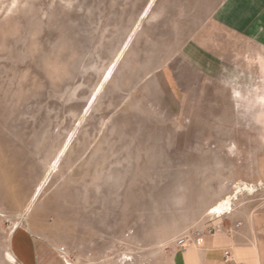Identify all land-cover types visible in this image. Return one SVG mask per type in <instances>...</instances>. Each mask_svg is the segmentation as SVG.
Listing matches in <instances>:
<instances>
[{
	"label": "rangeland",
	"instance_id": "obj_1",
	"mask_svg": "<svg viewBox=\"0 0 264 264\" xmlns=\"http://www.w3.org/2000/svg\"><path fill=\"white\" fill-rule=\"evenodd\" d=\"M242 183L263 208L264 0H0L4 227L144 264Z\"/></svg>",
	"mask_w": 264,
	"mask_h": 264
},
{
	"label": "crops",
	"instance_id": "obj_2",
	"mask_svg": "<svg viewBox=\"0 0 264 264\" xmlns=\"http://www.w3.org/2000/svg\"><path fill=\"white\" fill-rule=\"evenodd\" d=\"M233 201L230 214L206 218L187 232L191 240L187 248L180 249L173 240L168 245L170 253L158 254L155 260L144 264H264V207L254 212V198L241 206ZM2 217L0 264L70 263L68 252L62 253L59 245L44 234L20 225L6 228ZM196 231L201 232L200 237L192 236ZM225 252H229L228 259Z\"/></svg>",
	"mask_w": 264,
	"mask_h": 264
},
{
	"label": "bare ground",
	"instance_id": "obj_3",
	"mask_svg": "<svg viewBox=\"0 0 264 264\" xmlns=\"http://www.w3.org/2000/svg\"><path fill=\"white\" fill-rule=\"evenodd\" d=\"M110 75H111V72H109L108 74H107V76H106V79L108 78V77H110ZM66 147V146H65ZM66 151H67V147L66 148H64L61 152H60V154H59V156H58V158L55 160V162H54V164H52V166H51V170H53V171H55L57 168H58V166H59V164H60V161H61V159H62V157L66 154ZM67 155V154H66ZM47 182V181H46ZM45 185V182H43L42 184H40L38 187H37V189L35 190V192H34V194H33V196H32V198H31V201H30V204H29V206L27 207V209H26V212H25V214H23V215H20V217H22V218H25V216H26V213L27 212H29L30 210H31V208H32V206L34 205V203L37 201V199L40 197V195H41V193H42V191H43V189H44V186ZM263 185V184H262ZM257 187V186H256ZM255 187V185H249V184H247V183H242V184H240V185H238L236 188H235V190H234V193H232V195L231 196H228V197H226L225 199H222V201H220L219 203H217L216 205H214V206H212L210 209H209V213L211 214V215H215V216H218V217H216V218H219V217H221L222 215H224V214H226L228 211V209L230 210L231 208H229L231 205H232V203H231V201H233V200H237L238 199V197H239V195L240 194H242V193H248V194H251V195H253V194H255L256 192H257V188ZM259 190V189H258ZM244 193V194H245ZM243 195V194H242ZM68 260V259H67ZM69 261H70V263L69 264H73L72 263V261L69 259Z\"/></svg>",
	"mask_w": 264,
	"mask_h": 264
},
{
	"label": "built area",
	"instance_id": "obj_4",
	"mask_svg": "<svg viewBox=\"0 0 264 264\" xmlns=\"http://www.w3.org/2000/svg\"><path fill=\"white\" fill-rule=\"evenodd\" d=\"M229 208H231L233 210V203ZM231 209L227 210L228 211L227 214H230L232 212ZM210 231L215 232V229L211 228ZM200 235H201L200 231H196L192 234V236H195V237H200ZM190 243H191V240L187 234L181 236L180 238H178L176 240V246L179 247L180 249L187 248L190 245ZM61 251H62V253H64L66 250L64 248H62ZM165 251H166V253H170L171 250H170V248H166ZM225 257H226V259L229 258V252H225ZM67 264H69V263L67 262Z\"/></svg>",
	"mask_w": 264,
	"mask_h": 264
}]
</instances>
